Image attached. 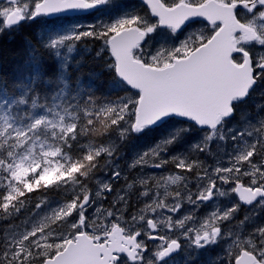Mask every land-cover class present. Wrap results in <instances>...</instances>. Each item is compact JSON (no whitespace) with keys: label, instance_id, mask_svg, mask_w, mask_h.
Instances as JSON below:
<instances>
[{"label":"snow or ice","instance_id":"snow-or-ice-1","mask_svg":"<svg viewBox=\"0 0 264 264\" xmlns=\"http://www.w3.org/2000/svg\"><path fill=\"white\" fill-rule=\"evenodd\" d=\"M110 2L0 0V37L39 26L15 54L14 91L0 76V218L24 213L0 264H193L217 247L207 264H264V220L237 219L264 210V102L231 123L264 90V0H140L70 19ZM94 42L106 93L73 75L71 54ZM155 133L122 167L124 147Z\"/></svg>","mask_w":264,"mask_h":264},{"label":"trees","instance_id":"trees-1","mask_svg":"<svg viewBox=\"0 0 264 264\" xmlns=\"http://www.w3.org/2000/svg\"><path fill=\"white\" fill-rule=\"evenodd\" d=\"M38 27H39L38 25H32L31 27H26L24 32H21L14 36L6 35L0 37V76H4L8 78L9 91H14V89H12L11 87V80L13 77L14 68L20 62L21 59L19 55H15V54L23 51L24 36L30 32L35 33ZM98 47H99L98 43L95 42L91 44L90 48L87 51H85L83 47L78 46L77 52L73 53L72 56L74 61L79 60L81 61V63L79 70L78 71L74 70L73 75L75 76L77 73H78L77 75L82 74L85 82L93 84L96 90L98 91V93H106L108 91L106 85L110 80V76L102 74L101 68L104 60H106L107 57H103L100 59L95 58L94 53L95 50L98 49ZM261 91L264 90L258 88L256 92L250 96L249 100H246L245 104L240 106L241 107L240 112L244 110L246 112H250V114H253L255 116L257 112V105L260 104L261 102H264V96L260 95ZM201 159H203L202 154H201ZM23 217H24V213L22 212L21 216L15 219L0 218V230H4L5 232L6 227L10 224L19 225Z\"/></svg>","mask_w":264,"mask_h":264},{"label":"rangeland","instance_id":"rangeland-1","mask_svg":"<svg viewBox=\"0 0 264 264\" xmlns=\"http://www.w3.org/2000/svg\"><path fill=\"white\" fill-rule=\"evenodd\" d=\"M111 1L113 2V0H111ZM124 6H125L124 4H121V5L115 4V7L119 8V12L121 11V8L124 7ZM95 18H96V20L99 19V17H95ZM241 115H248V116H253L254 117V115L250 114V112H246V111L243 110L242 112H240L239 116H237V119L232 121L231 123L234 124V123H237L238 121H240ZM213 150H215V146H213ZM202 157H203V159H206L209 164H211L213 162L210 157H205L204 154H202ZM117 185H118V183H117ZM173 187H175V186H173ZM233 202H234V198L233 199L219 198L215 203L219 204L221 206H230ZM110 203H111V200L108 198V202L105 203V207H107L108 204H110ZM214 207H215V204L213 202H209L208 204L204 205L200 209V212L198 213V215L203 216L204 214L209 212ZM244 209H246V208L240 207V210L237 213V219H242L246 214L255 212V213L258 214V217H257L258 220H264V210H261V209H258V208H254V207L248 208V210H244ZM0 235H1L0 239L2 240L3 239V235H4V230H0Z\"/></svg>","mask_w":264,"mask_h":264},{"label":"flooded vegetation","instance_id":"flooded-vegetation-1","mask_svg":"<svg viewBox=\"0 0 264 264\" xmlns=\"http://www.w3.org/2000/svg\"><path fill=\"white\" fill-rule=\"evenodd\" d=\"M113 3H114V9H115L116 12H119V8L118 7H115V4H118V5L124 4L125 6H132L133 5V2L127 1V0H113ZM104 8H105V6L103 7V9ZM112 14L115 15V14H118V13H112ZM124 148H125V150L123 149V153H124V155L122 156L123 158L119 162H120V164H121L122 167L126 168V164H127V162H130L131 158H127V156H125L127 146H125ZM179 148L182 149V148H184V146H179ZM173 151L174 152H177L178 150H173ZM155 171H157V170H155ZM118 184H119L118 186L116 185V187H118V188H122V187L125 186L123 180H121L120 182H118ZM202 251H204V250H202ZM182 257H183V255L180 254L178 256V259H180V258L182 259ZM194 264H201V263H200V261H198V262L195 261Z\"/></svg>","mask_w":264,"mask_h":264},{"label":"bare ground","instance_id":"bare-ground-1","mask_svg":"<svg viewBox=\"0 0 264 264\" xmlns=\"http://www.w3.org/2000/svg\"><path fill=\"white\" fill-rule=\"evenodd\" d=\"M15 51H16V50H15ZM10 54H11V53H10ZM17 54H18V53H17ZM11 56H12V55H11ZM7 64H8V62H7ZM9 66H10V65H9ZM13 66H14V65H13ZM77 74H78V73H77ZM77 74H76V75H77ZM4 75H5V74H4ZM8 77H9V76H8ZM10 80H11V79H10ZM259 91H260V90H259ZM118 185H119V184H118ZM118 185H117V186H118ZM108 205H109V204H108ZM202 213H203V212H202ZM181 255H183V254H181ZM182 258H183V257H182ZM180 259H181V258H180Z\"/></svg>","mask_w":264,"mask_h":264}]
</instances>
